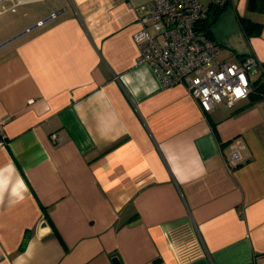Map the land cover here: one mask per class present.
<instances>
[{"label":"crops","instance_id":"crops-1","mask_svg":"<svg viewBox=\"0 0 264 264\" xmlns=\"http://www.w3.org/2000/svg\"><path fill=\"white\" fill-rule=\"evenodd\" d=\"M150 1L6 2L0 264H264V72L234 107L203 111L138 60ZM211 34L219 59L264 66V0H229Z\"/></svg>","mask_w":264,"mask_h":264},{"label":"built area","instance_id":"built-area-1","mask_svg":"<svg viewBox=\"0 0 264 264\" xmlns=\"http://www.w3.org/2000/svg\"><path fill=\"white\" fill-rule=\"evenodd\" d=\"M7 1L16 0H0V14L7 10ZM206 6L201 0H151L139 16L141 26L134 34L139 45L138 60L151 65L163 86L183 85L205 112L220 103L232 108L246 99L252 91L251 72H264V66L252 53L237 61L218 58L220 46L199 26ZM58 12L52 11L50 17ZM43 22L39 20L36 25ZM1 125L0 121L3 147L7 140ZM51 137L59 140L55 133ZM229 145L228 166L234 169L242 163L244 144L235 138Z\"/></svg>","mask_w":264,"mask_h":264},{"label":"trees","instance_id":"trees-1","mask_svg":"<svg viewBox=\"0 0 264 264\" xmlns=\"http://www.w3.org/2000/svg\"><path fill=\"white\" fill-rule=\"evenodd\" d=\"M229 4V0H221L218 3L210 1L206 6L205 17L199 23V26L202 30L206 32L209 37H212L211 26L216 21L217 17L221 12H223ZM240 23L243 31L246 35L258 34L260 31V25L252 22L246 18H240ZM253 91V89H252Z\"/></svg>","mask_w":264,"mask_h":264},{"label":"water","instance_id":"water-1","mask_svg":"<svg viewBox=\"0 0 264 264\" xmlns=\"http://www.w3.org/2000/svg\"><path fill=\"white\" fill-rule=\"evenodd\" d=\"M254 72H255V70H253L251 72V74H253ZM48 229H49L48 223L46 221H42L40 223V226H39V232L40 233H45ZM112 261H113L114 264H121L120 259H119L118 256H113L112 257Z\"/></svg>","mask_w":264,"mask_h":264},{"label":"rangeland","instance_id":"rangeland-1","mask_svg":"<svg viewBox=\"0 0 264 264\" xmlns=\"http://www.w3.org/2000/svg\"><path fill=\"white\" fill-rule=\"evenodd\" d=\"M29 6L30 5H26V6H21V7H19L18 9L17 8H15L14 10L12 9V11H21V10H23V9H28L29 8ZM257 75V74H256ZM256 75H254L252 78H255L256 77Z\"/></svg>","mask_w":264,"mask_h":264}]
</instances>
